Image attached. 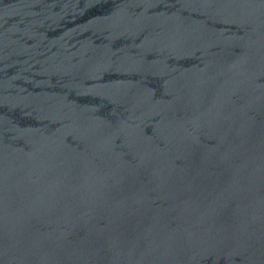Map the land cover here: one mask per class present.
<instances>
[{
	"label": "water",
	"instance_id": "95a60500",
	"mask_svg": "<svg viewBox=\"0 0 264 264\" xmlns=\"http://www.w3.org/2000/svg\"><path fill=\"white\" fill-rule=\"evenodd\" d=\"M0 264H264V0H0Z\"/></svg>",
	"mask_w": 264,
	"mask_h": 264
}]
</instances>
